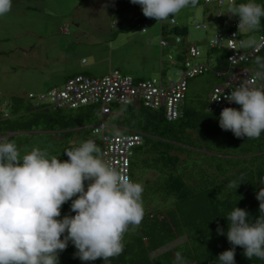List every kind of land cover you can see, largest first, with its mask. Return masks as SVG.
<instances>
[{"label": "clouds", "instance_id": "1", "mask_svg": "<svg viewBox=\"0 0 264 264\" xmlns=\"http://www.w3.org/2000/svg\"><path fill=\"white\" fill-rule=\"evenodd\" d=\"M11 3L12 0H0V16L10 11ZM132 3L139 4L146 17L164 21L187 6H195L198 0H131L130 3L125 0L122 4L127 7ZM115 5L119 10L118 4H113L111 9ZM139 5L132 6L127 16L130 13L133 18V14L138 13L136 10H140ZM227 12L239 17L238 29L252 32L259 27L264 6L256 0L239 4L229 0ZM140 16L147 23L146 29H141L145 33L149 25L146 18ZM171 19L169 23L175 25L176 21L171 22ZM254 43L251 38L240 41L242 47ZM217 52L218 55L223 53ZM183 59L179 60L178 67ZM213 59L216 63L217 59ZM220 98L218 95L212 100ZM224 98L240 107L222 108L218 118L220 128L230 130L238 138H259L264 131V88L245 81L225 93ZM89 129L91 133V126ZM8 136L12 135L0 136V264H59V253L69 242L75 247L74 257L81 261L107 260L119 255L124 250V233L129 226H138L144 216L142 183L107 165L99 157L100 148L91 138L65 149L68 159L60 160L37 147L21 155L15 142L5 139ZM260 183L264 185V176L260 177ZM233 185L238 186L235 182L226 184L227 187ZM255 196L259 201V215L254 220L245 208L235 205L225 216L226 232L217 226V234L226 235L232 247L217 255L216 264H236V246L242 247L245 257L264 260V186L259 187ZM68 201L74 214L61 216V206ZM177 259L181 260L179 253Z\"/></svg>", "mask_w": 264, "mask_h": 264}, {"label": "trees", "instance_id": "2", "mask_svg": "<svg viewBox=\"0 0 264 264\" xmlns=\"http://www.w3.org/2000/svg\"><path fill=\"white\" fill-rule=\"evenodd\" d=\"M124 1L116 3L119 10L115 16L122 19L132 6L139 5H120ZM173 31L176 32L175 29ZM178 59H183L182 53ZM216 59L214 71L224 70L227 65L226 53L223 52ZM245 65L264 69V47ZM214 71L207 73L213 76V85H216L221 82L222 76ZM5 108L8 116L0 115V136L17 131L66 130L82 126L83 119L99 114L97 105L51 112L43 108L35 109L21 95L11 96L9 106ZM126 112L127 117L123 120L126 130L143 133V143L134 150L144 152L145 146L151 148V152L145 151L148 156L141 158L142 165L148 169L144 177L154 173L158 180L150 188V193L155 200L159 199L158 202L172 198L174 203L168 207L149 203L147 206L151 209L144 208L140 224L135 227L131 240L123 242L124 250L119 255L107 260L81 261L74 257L75 247L69 242L59 253L60 264H181V260L183 264H216L217 255L232 247L226 235L217 234L216 231L219 225L226 232L227 213L236 205L245 208L250 219L254 220L259 215V201L255 193L264 186L260 183V177L264 176V131L259 138H238L230 130L221 129L219 113L208 109L206 98L193 102H187L185 98L183 115L175 121L166 120L163 107L151 110L143 105H126ZM5 139L11 141L13 136ZM183 145L207 151L203 157L198 155L206 159V163L200 159L196 164L199 166L198 179L193 177V172L188 178L185 174L174 172L184 154ZM76 146L65 145L68 148ZM135 161L132 160V164ZM131 178H134L132 170ZM227 182H235L238 186L227 187ZM158 191L163 192L162 197ZM149 201L152 202L153 198ZM64 214H74L70 211V201L61 206V216ZM177 253L181 260L177 259ZM234 258L236 264H264V260L258 257H245L241 246H236Z\"/></svg>", "mask_w": 264, "mask_h": 264}, {"label": "rangeland", "instance_id": "3", "mask_svg": "<svg viewBox=\"0 0 264 264\" xmlns=\"http://www.w3.org/2000/svg\"><path fill=\"white\" fill-rule=\"evenodd\" d=\"M118 1L121 0H12L10 11L0 16V107H7V101L13 95L39 93L60 85L61 82L50 84L44 81L49 79L50 74H59L74 66H87L88 72L93 76H102L117 68L134 78H161L163 81L169 75L175 78L172 59L176 57L178 47L194 44L201 51L197 60L208 62L209 55L215 58L218 54L210 47V39L217 31L225 33L235 29L243 39L255 40L264 23L262 16L256 30L248 32L238 29V26L234 27V23L239 22V17L227 12L228 0H223V6H218L216 0L208 3L198 0L195 6H187L164 21H156L155 18L146 17L141 10H136L148 22L149 27L144 33L142 28L132 21L130 13L119 25L112 24L111 6ZM256 2L264 6V1ZM122 3L120 2V5ZM217 11L222 13L220 17ZM171 18L176 21L175 25L169 23ZM197 24H204L205 27H197ZM162 26L165 32L172 33L170 29H175L178 34H163ZM62 28L65 31H62ZM176 37L180 38V42L175 41ZM104 41L110 43L109 50L114 56V62L109 67L106 61L96 62L92 54L99 46L102 50L106 49ZM163 42L167 44L164 45ZM70 51L79 54L77 64L76 60L72 62ZM82 58L86 62L81 61ZM214 80L209 73L191 79L186 92L187 102L207 99V93L215 83ZM112 110L114 114L105 117V124L110 127V134H115L116 127L122 125L127 112L126 106H113ZM4 113L1 112L2 115ZM83 121L82 126L66 130L56 128L55 131H17L8 135L13 136L11 141L15 142L21 155L37 147L49 156L55 155L60 160H67L68 158H63L66 156L64 149H68L65 145H79L82 141L92 138L100 148L99 136L91 135L89 129L90 126L100 123V117ZM181 147L185 151L174 172L185 174L186 178L193 172V177L198 179L199 166L196 164L203 159L201 157L205 156L207 151L190 145ZM144 150L151 152L148 146H145ZM145 151L134 150L133 160L136 161L132 164L133 180L143 185V208L151 209L147 206L149 203L159 207L171 206L174 203L172 198H168L166 202H158L159 199L156 201L150 193V188H153L155 180L157 183L158 180L154 173H151L150 177H144L148 170L141 161V158L148 156ZM203 161L206 163V159ZM158 193L162 197L163 192ZM151 197L152 202L149 201ZM135 227L129 226L123 235V242L131 240Z\"/></svg>", "mask_w": 264, "mask_h": 264}, {"label": "built area", "instance_id": "4", "mask_svg": "<svg viewBox=\"0 0 264 264\" xmlns=\"http://www.w3.org/2000/svg\"><path fill=\"white\" fill-rule=\"evenodd\" d=\"M127 1L131 2V0ZM210 1L204 0L205 3ZM237 1L241 0H235ZM215 3L223 6L224 1L216 0ZM139 9L141 10L140 5ZM112 10L116 12L118 6H113ZM217 15L221 16L222 13L217 11ZM133 20L141 25L142 30L146 29L147 23L138 13L133 14ZM171 22H174V19H171ZM234 25L237 26L238 23L235 22ZM199 26L205 27L204 24H197V27ZM241 40L244 39L236 30L225 33L218 31L210 39L212 49L226 53L227 65L224 70L214 71L216 63L213 58H210L209 62H199L197 59L200 51L192 45L188 48L181 66L172 70L176 78L169 76L165 83L162 79L155 78L136 79L118 69H113L102 76L77 73L68 78L63 87L38 95L29 93L27 99L33 108H41L40 104L48 103L49 106L45 107L52 111L60 108L97 105L100 123L91 126V133L100 138L99 156L107 165L132 179L131 161L134 148L143 142L142 133L131 130L122 134H110L105 125V116L112 113V107L143 105L153 110L163 107L166 120L175 121L183 115L188 81L195 76L214 71L222 76V80L213 86L208 94V109L220 113L222 108L227 106L239 108L240 105L226 100L224 94L245 81H251L255 87L264 88V69L245 65L264 47V29L258 33L252 46L242 47ZM218 95H221L219 100H212ZM2 110L0 107V112ZM4 115L6 116L7 113Z\"/></svg>", "mask_w": 264, "mask_h": 264}, {"label": "crops", "instance_id": "5", "mask_svg": "<svg viewBox=\"0 0 264 264\" xmlns=\"http://www.w3.org/2000/svg\"><path fill=\"white\" fill-rule=\"evenodd\" d=\"M114 4H116V3H114ZM112 16H113V19H112V24H118L119 25V22L121 21V20H123L122 18H119L118 16H115V13H112ZM163 30V31H162ZM171 31H173L172 29H170ZM261 30V28L258 30V32ZM62 31H65V29L64 28H62ZM161 31L162 32H164L163 34H165L166 32L167 33H170V32H168V31H166L165 32V29L163 28V26H162V29H161ZM257 32V33H258ZM176 33L177 32H172V33H170V34H174V35H176ZM178 34V33H177ZM70 35V34H69ZM256 37H257V35H256ZM165 39V38H164ZM176 40V39H175ZM255 40H256V38H255ZM254 40V41H255ZM68 42V41H67ZM109 42L108 41H104V45H105V47H106V49H104V50H102L101 49V47L99 46V48L98 49H94V52L92 53V54H94V59H95V61L96 62H100L101 63V61H106L107 62V66L109 67V66H112V62H114V56H113V53L109 50L110 49V47H109V44H108ZM189 45H194V44H187V45H182V46H180V47H178L177 48V54H176V57L174 58V59H172L173 61V65L172 66H175L178 62H179V56L181 55V53H182V55L184 56V54H185V50H186V48L189 46ZM118 48H119V45H118ZM117 48V49H118ZM107 49H108V51H107ZM60 53H62V52H60ZM64 54V53H63ZM69 54H70V58H71V60H72V62H74L75 60H76V64H77V62H78V60H79V54L78 53H74V52H72V51H70L69 52ZM218 55V54H217ZM58 56H56V58H57ZM208 57H210V58H212V55H209ZM217 57V56H216ZM215 57V58H216ZM81 61H85L84 60V58H82V59H80ZM68 62V61H67ZM86 62V61H85ZM75 64V65H76ZM122 64H125V63H121V65ZM68 67L70 68L71 67V64L70 65H68ZM87 66H74V67H72V68H70V69H66V70H64V71H62L61 73H59V74H54V75H49V79L47 80V81H44V82H48V83H50V84H55V83H57V82H61L60 83V85L64 82V80L66 79V78H68L69 76H72V75H74V74H77V73H86V74H89V75H91L89 72H88V69L86 68ZM115 69H117V68H115ZM119 70V69H118ZM77 71H81V72H77ZM110 72V71H109ZM56 78H58V79H56ZM189 85H190V82H189ZM57 85H55V86H53V87H56ZM59 86V85H58ZM53 87H51V88H53ZM50 89V88H49ZM6 106H9V100L7 101V104H6ZM3 109H5V110H7L6 108H3ZM113 111V110H112ZM111 114H114V113H111ZM110 115V114H109ZM109 115H107V116H109ZM98 116H99V114H98ZM106 117V116H105ZM106 125V124H105ZM107 126V131L108 132H110V127L108 126V125H106ZM116 131H117V133H115V134H122V133H125L127 130H126V127H125V125H124V123L122 122V125H119V126H117L116 127ZM91 135H92V133H90ZM150 175H151V173L150 174H148L147 176L148 177H150ZM153 175V174H152ZM85 185H86V183H85ZM145 242H146V240H144Z\"/></svg>", "mask_w": 264, "mask_h": 264}, {"label": "bare ground", "instance_id": "6", "mask_svg": "<svg viewBox=\"0 0 264 264\" xmlns=\"http://www.w3.org/2000/svg\"><path fill=\"white\" fill-rule=\"evenodd\" d=\"M177 40V39H176ZM178 41V40H177ZM186 55V53L184 54V56ZM171 57V56H170ZM177 65H178V63H177ZM178 68V66H175V69H177ZM127 75V74H126ZM130 76V75H129ZM71 76H69L68 78H70ZM132 77V76H131ZM68 78H66L65 80H64V82L61 84V85H59V86H56V87H53V88H51L52 90H55L54 88H61V87H63V85H64V83L66 82V80L68 79ZM134 78V77H133ZM175 78H176V76H175ZM174 78V79H175ZM194 78V77H193ZM136 79H143V78H136ZM146 79H148V78H146ZM155 79H157V78H155ZM159 79H161V78H159ZM192 79V78H191ZM187 88H188V85H187ZM51 89H49V90H47V91H44V92H39V93H35V92H28L27 94H29V93H32V94H35V95H38V94H40V93H47V92H49V91H51ZM186 92H187V90H186ZM27 94H26V99H27ZM185 98H186V93H185ZM27 101L30 103V101L27 99ZM30 105H31V103H30ZM41 108H45V109H48L47 107H45V106H49L48 105V103H42V104H40L39 105ZM31 107H33L32 105H31ZM146 108H148V107H146ZM36 109V108H35ZM60 109H63V108H60ZM67 109H73V108H67ZM150 109V108H149ZM4 110V112L5 113H7L6 111H5V109H3ZM48 110H50V109H48ZM57 110H59V109H57ZM151 110H153V109H151ZM52 111V110H51ZM54 111H56V110H54ZM1 116H3L2 114H0Z\"/></svg>", "mask_w": 264, "mask_h": 264}]
</instances>
